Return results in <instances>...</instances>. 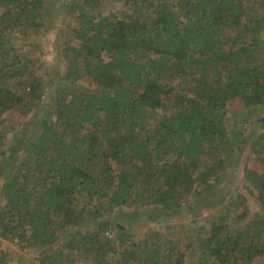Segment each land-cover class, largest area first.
<instances>
[{
	"label": "trees",
	"instance_id": "trees-1",
	"mask_svg": "<svg viewBox=\"0 0 264 264\" xmlns=\"http://www.w3.org/2000/svg\"><path fill=\"white\" fill-rule=\"evenodd\" d=\"M106 1H71L78 42L55 76L15 47L44 31L45 0H0V117L21 116L17 129L0 120V239L30 254L15 264H183L184 240L211 264L264 258V0H121L120 16ZM232 102L254 129L227 133ZM243 157L263 214L238 230L226 211L175 236L163 222L195 216L192 194L211 208Z\"/></svg>",
	"mask_w": 264,
	"mask_h": 264
},
{
	"label": "rangeland",
	"instance_id": "rangeland-1",
	"mask_svg": "<svg viewBox=\"0 0 264 264\" xmlns=\"http://www.w3.org/2000/svg\"><path fill=\"white\" fill-rule=\"evenodd\" d=\"M72 0L67 1V6L63 4V0H45V10L43 11V20L45 22L44 31L37 33L35 36H26L28 40L27 44L21 41L17 43L16 48L20 49L24 53L36 52V56H40L41 59L45 60V70L50 72L51 75H59L64 72V61H63V50L67 45L75 46L77 44V38L75 35H72L75 29L81 27V22L74 16V10L70 7ZM127 8L123 5L121 0H107L105 3V15H111L115 10L119 12V16L124 13ZM2 9H0V13ZM76 19V20H75ZM65 33L69 35L68 38L64 37ZM72 33V34H71ZM68 43V44H67ZM79 47V46H78ZM80 51V48H78ZM79 85L84 86L85 88L95 89V84L90 82L86 75L80 79ZM69 87L66 86L65 90ZM71 89V88H70ZM52 91V90H50ZM246 113L243 112L241 105L239 103H231L227 106V112L225 115V122L227 127V133L229 134L232 130H237L240 128L241 120L246 119ZM20 112L19 110H7L1 117L0 120L2 124L8 125L9 123L13 124L16 129L18 128L17 123L20 122ZM247 120V119H246ZM254 119L247 120L246 128L249 130L253 128ZM257 122V121H256ZM264 122V106L260 109L258 125L260 126ZM257 125L256 132L260 133L263 131ZM242 126V125H241ZM254 129V128H253ZM256 133L251 134L254 136ZM237 158V157H235ZM235 160V159H234ZM234 162V161H233ZM245 165H249L252 168H257V163H253L249 159L243 157L241 159L240 168L234 173L227 169L224 179L222 182L216 184L214 190L210 195L209 203L211 208L204 207V203H197L198 198L191 195L194 198H191L188 202L194 206L193 213L198 216H191L186 211H183L181 215L176 216L170 220L164 221V224H170L174 227V235L180 233L187 226L193 225L194 221H197L199 224L203 225L205 218L213 215H223L226 211L229 212L227 219L230 222H233L236 229L243 230L247 228L248 223L254 220V214L259 213L263 214L261 206L257 204V201L251 197V194L247 190L248 184L243 182L242 171ZM259 171H262V166L258 167ZM225 171V170H224ZM241 197V198H240ZM241 199H244L243 201ZM124 211H129L132 208L130 206L121 207ZM241 213L247 214L246 217L242 220L237 219L238 215ZM164 224H152V228L165 231ZM194 226V225H193ZM209 227L206 224V228ZM162 228V229H161ZM135 234H140V230L134 229ZM264 233V231H263ZM174 235L170 237H174ZM186 235H188L186 233ZM188 239L190 237H183ZM192 240V238H191ZM2 244L0 247L5 249L8 253L7 261L15 264L17 260L22 257L30 256L29 253L23 251L21 246H16L10 244V241L0 239ZM187 240H184L183 243L179 245L181 252L185 253L183 264H205L204 258L207 260L208 264H211V260H208V256L201 251L200 244L196 242L193 244L194 247L187 248ZM25 254V256H22ZM202 256V257H201ZM252 264H264V258L254 259Z\"/></svg>",
	"mask_w": 264,
	"mask_h": 264
}]
</instances>
